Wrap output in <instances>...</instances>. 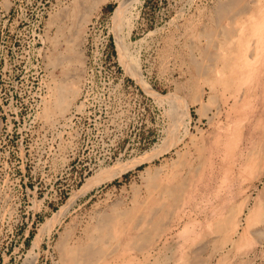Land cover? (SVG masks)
<instances>
[{
    "label": "rangeland",
    "instance_id": "1",
    "mask_svg": "<svg viewBox=\"0 0 264 264\" xmlns=\"http://www.w3.org/2000/svg\"><path fill=\"white\" fill-rule=\"evenodd\" d=\"M96 1L0 0V264H64L60 242L79 240L102 211L149 213L160 195L151 220L163 227L138 240L136 261L264 264V31L256 68L226 90L189 65L201 60L223 0H125L117 15L122 0ZM247 3V13L222 22L246 20L248 32L258 15L264 21V0ZM57 84L74 91L64 90L62 113ZM84 90L85 108L65 121ZM147 156L156 157L139 163ZM250 157L261 159L259 174L249 175ZM151 166L159 169L147 184ZM250 208L259 215L248 225ZM232 214V241L209 229Z\"/></svg>",
    "mask_w": 264,
    "mask_h": 264
},
{
    "label": "bare ground",
    "instance_id": "2",
    "mask_svg": "<svg viewBox=\"0 0 264 264\" xmlns=\"http://www.w3.org/2000/svg\"><path fill=\"white\" fill-rule=\"evenodd\" d=\"M98 1L100 2L101 0H98ZM132 1H135L134 3H136L137 0H129L128 3L130 4V3H132ZM95 2H97V1L95 0ZM100 3L102 4V1ZM128 3H125V0H122V2H120L119 5H116L117 6V7H115L116 9L114 8L115 9L114 14L117 15V14L122 13L123 8ZM219 3L220 4H218L216 7V16L214 15L215 16L214 21L216 23L215 27L213 29L210 28L205 32V37H206L207 41H206V45H205L204 49H202V51H200L201 52V58H199V59H201V60L195 61V60L191 59V61L189 60V62H190L189 65H191V69H192L191 71H194L195 73H197L199 75L207 74L208 72H210L213 75V77L211 76L212 78H210L212 80L211 82H213V84L218 83V85L222 86L223 89L226 88V90L231 89V87H232V91H236V88H238L239 86H242L241 84L248 78L249 73H251L250 69L254 70L256 68V62L257 61H255V60H257L259 58V56H258V52H259L258 40H261L260 36L262 37V35H260L259 33H260V30L264 31V21H262V22L260 21V18H259L260 16L258 15L259 14V12H258V14H256L258 16L254 20L255 23L252 26L251 30H249L248 32L245 31L246 20L244 23H242V24L240 23L239 24L240 26L237 23L232 24V25H229V24L226 25L222 22V18L224 16H229L230 18L231 17L234 18L233 15L236 14V16H238L237 14L240 12H242V13L246 12L247 13L249 8L246 5L248 3H247V0H246V2H245V0H223L222 2H219ZM245 3H247V4H245ZM252 15L255 16L254 14H252ZM239 17H240V15H239ZM240 18H242V17H240ZM249 21H251V20L249 19ZM251 32H253V34ZM218 35H219V37L220 36L222 37L220 40L217 38L219 41L216 39V36H218ZM116 43H117L119 48L124 47L123 46L124 42L122 43V40L117 39ZM246 54H247V58H246ZM122 56H123V54H122ZM124 57H125V55H124ZM132 63H134L133 60H132ZM134 64H135V67L133 68V66H132V70H133L132 73L134 75H136L135 76L136 79L138 78V81L141 82L140 84H143V86L145 87L147 92L150 93L151 92L150 88H148L149 85H146V83H144V81L142 80V77L140 75L138 62H135ZM252 67H254V68H252ZM195 73H194V76H195ZM199 75H197V76H199ZM203 76H205V75H203ZM263 89H264V85H263ZM64 90H65V88L63 87L62 84H61V86L58 84L55 85V88L53 90V92L56 95V97L54 98L55 99L54 105L56 106L57 109H59L61 111V113L66 110V107L68 106V102H69L68 97H67L68 95L63 94ZM66 90H67V92H65V93H68V91H69V95H70V93L74 92L72 89H66ZM228 91H230V90H228ZM248 92L252 93L251 90H249ZM155 95H157V94H155ZM156 98L158 99V97H156ZM208 98H211V97H208ZM200 100L198 99L199 102H200ZM159 101H161V99H159ZM52 103H53V101H52ZM48 108L49 107H47V105H46L47 111H48ZM186 111L187 110H185V113H186ZM55 112H56V110H55ZM57 112L60 113L59 111H57ZM234 125H235V123H234ZM237 131L239 132L240 130H236V132ZM236 132H233V133H236ZM236 135H237V133L235 135H232L231 137H229L230 139H227L228 140L227 145L229 146L228 149H230L231 151L236 149V148L234 149V147H236L235 144L237 142ZM260 140H258V141L260 142ZM223 145H225V144H223ZM262 145H263V143H262ZM231 151H227V152H231ZM225 152H226V150H225ZM259 153L260 152H258V154ZM148 154L150 155V153H148ZM229 155H231V154L228 153V156ZM233 155H234V153H233ZM258 156L261 157V154H259ZM258 156H256V157H258ZM154 157H156V156H147L144 158L140 157L141 159H139V163L140 162L142 163V161H144V162L149 161ZM249 159H246V160H248L246 166L249 170V175H253V172H252L253 170L256 173L257 168L258 169L261 168L260 167L261 159H256L255 157H252V158L250 157ZM178 163H179V161H178ZM151 167L152 168H150V167H147V169L145 168L146 171L148 172L152 169L153 172H155L156 170L159 169L158 167H153V166H151ZM195 170H193V171L195 172ZM151 173L152 172L150 171L149 176L147 175L148 180L146 181V183L151 178L150 175L152 176L151 179H153V175ZM256 174H259V172ZM173 192H174L173 187L168 186L166 189V193H169V194L172 193L173 194ZM192 199H193V197H192ZM160 200H161V195L157 197L153 206L150 207L149 209H147L149 213H142L136 207V208H134V210H135L134 213L131 214L128 218H125L126 214L124 215V213L122 211H118V209H116V211L108 212V213H103V211H102V214L97 216L98 218H97L96 222L91 227H88V230L83 234V236L81 238H79V240L74 241L73 243L71 241L70 244H66L67 241L66 242L65 241L60 242V246L59 245L58 246L60 248L61 259H62L63 263L64 264H99L101 262L100 264H154L155 260H153V263H149V259H150L149 254H148L149 256L144 255L142 257V260L140 262H138V260L136 261L137 258L135 259V257L130 255L129 252L131 253V250L133 247L135 248L136 245L138 246V244H141V242H143V241H138V240L144 239L148 235L147 231L149 228L153 227V228L158 229L159 226L163 227V225H162L163 223H161L162 218L158 217V218L154 219L153 221L151 220L153 218L152 214L155 215V213H157L156 211L160 210V207L163 205L160 202ZM141 204H140V206H141ZM172 207H173V205H172ZM240 207H241V205H240ZM59 211H61V209ZM256 211H257V209L253 208L251 210V208H250V211L248 212V214L247 215L245 214L244 220L246 219L245 222H247V224L251 223V222L253 223L257 219V214L259 215V213H257ZM238 215L232 214L230 221L227 220V218L225 219V217H221V216L217 217L212 222H209V224H208L209 229H211V230L215 229V230L219 231L222 234L223 239H229V241L231 239V241H232V237L237 235V233H238L237 227H238L239 223L237 222L238 219L235 218V216L238 217ZM124 219H126V220L128 219V220L125 223H121L120 221L124 220ZM258 219L260 220V218H258ZM51 221H50V223L52 226L53 222H51ZM57 222L56 223L59 224L60 220H57ZM160 223H161V225H160ZM120 224H122V225H120ZM176 225H177V223H176ZM82 230H84V229H82ZM155 231H157V230H155ZM77 232H79V230ZM240 233H242V232H240ZM239 234L237 236V240L243 239L241 237V234L240 235ZM73 237H75V236H73ZM67 239H68V237H67ZM141 245H140V248L142 249ZM162 247H164V246H162ZM135 249H137V248H135ZM181 249H182L181 245L177 246L178 253L181 251ZM139 252H141V251H139ZM139 259H140V257H139ZM190 260H191V258H190ZM150 262H152V261H150ZM182 264H191V263H189L188 261H183Z\"/></svg>",
    "mask_w": 264,
    "mask_h": 264
},
{
    "label": "built area",
    "instance_id": "3",
    "mask_svg": "<svg viewBox=\"0 0 264 264\" xmlns=\"http://www.w3.org/2000/svg\"><path fill=\"white\" fill-rule=\"evenodd\" d=\"M119 84H120V81H117L116 85H119ZM86 96H87V92L84 90V93L80 95L77 103L74 105V107H72L67 117L64 119L65 121L70 120L71 118H73L76 114L80 113L85 108V105L87 102Z\"/></svg>",
    "mask_w": 264,
    "mask_h": 264
}]
</instances>
